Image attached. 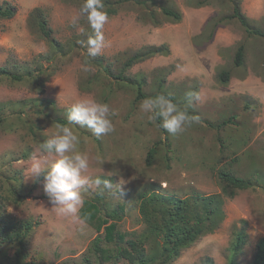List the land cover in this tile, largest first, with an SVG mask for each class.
<instances>
[{
    "label": "rangeland",
    "instance_id": "1",
    "mask_svg": "<svg viewBox=\"0 0 264 264\" xmlns=\"http://www.w3.org/2000/svg\"><path fill=\"white\" fill-rule=\"evenodd\" d=\"M117 1L102 0L106 46L91 57L80 43L92 34L81 0H0V7L15 9L11 18H0V228L9 220L31 224L25 264H252L264 238V39L248 36L236 19L224 20L243 0ZM254 1L261 6L256 11L264 10V0H244L250 7ZM204 5L210 16L197 27L193 12ZM163 8L180 18L163 15ZM40 20L50 40L38 32ZM248 25L264 32V15ZM210 35L215 43L209 47ZM151 47L168 55L133 64L124 70L131 81L118 85L123 64ZM222 71L233 78L226 85L218 79ZM139 82L145 98L165 93L198 119L168 133L158 126L162 117L149 121L142 101L132 103ZM189 92L200 100L190 102ZM85 98L109 105L113 132L97 139L87 127L69 124L67 109ZM61 126L72 129L75 150L89 158L83 175L112 185L86 186L81 194L97 205L96 220L109 224L119 217L113 241L95 221L81 224L57 214L43 176H29L38 146ZM165 132L164 145L157 140ZM151 148L155 158L146 165ZM179 154L195 155L197 166L187 167ZM47 159L45 170L53 161ZM220 173L246 188L220 180ZM185 235L191 238L183 243ZM129 241L139 250L134 262L118 256L130 249ZM15 249L0 230V264H13Z\"/></svg>",
    "mask_w": 264,
    "mask_h": 264
},
{
    "label": "clouds",
    "instance_id": "2",
    "mask_svg": "<svg viewBox=\"0 0 264 264\" xmlns=\"http://www.w3.org/2000/svg\"><path fill=\"white\" fill-rule=\"evenodd\" d=\"M102 7V0H84L80 8L81 14L86 17L92 29V34L87 36L86 41L80 43L87 48V54L91 57L99 55L106 46L102 29L108 17L100 10ZM82 70L88 72L89 67L85 64ZM186 98L190 102L200 100L199 94L194 92L187 93ZM139 107L142 112L149 114V121H156L158 117H162V122L158 126L172 135L178 134L197 120V117L190 116L186 110H182L164 95L145 98ZM109 115L108 104L91 98L81 99L67 109L69 124L87 127L97 139L115 130ZM76 143L77 137L72 129L61 126L57 133L38 146L40 155L31 157L28 172L29 176H43L44 192L57 214L71 216L84 224L85 218L79 216V210L84 204L82 190H86V186L98 187L101 183L106 188H111L112 185L108 180L101 181L99 178L92 180L90 176L83 175L89 169V158L75 150ZM49 157L53 158V161L48 170H45L44 165H49L47 159Z\"/></svg>",
    "mask_w": 264,
    "mask_h": 264
},
{
    "label": "trees",
    "instance_id": "3",
    "mask_svg": "<svg viewBox=\"0 0 264 264\" xmlns=\"http://www.w3.org/2000/svg\"><path fill=\"white\" fill-rule=\"evenodd\" d=\"M82 3L84 2V0H81ZM129 1L134 2L137 5H142V2H140L139 0H118L117 3L122 4V3H127ZM204 4V3H202ZM14 8L11 7H0V18H11L14 15ZM161 12L163 15L173 19V20H178L180 18V15L177 11L172 10V9H168V8H163L161 9ZM231 19H236L237 22L240 24V26L244 29L245 33L248 36H258L264 39V32H261L259 30L256 29H250L249 25H248V20L247 18L240 12L239 8L237 6L233 7V11L230 15H228L227 17L224 18V20H231ZM219 27V25H216L215 28ZM37 30L38 32L42 35L43 38L45 39H49L51 38V32L49 29H47L46 24L43 20L38 21L37 23ZM213 35H210L209 37V42L212 40ZM155 55H161V56H166L168 55V51L167 50H163L161 48H154L151 47V50L149 51L147 49V52H145L144 55H138V54H134L132 57H130V59H128L122 66V70H120V72L118 73L117 76H115V79H117L116 83L118 85H122L120 84V82H124L126 83L127 80H125L126 76H125V72L124 70L129 69L133 64L139 62V61H143L148 57H152ZM242 55H243V46L240 45L236 52H235V56H234V64L236 66H239L242 62ZM100 63L97 62L96 65ZM98 66V65H97ZM102 71L104 73H106V69H102ZM230 74L228 71H222L218 74V79L220 81V83L222 85H226L228 84L229 80H230ZM15 80H19L18 77H12ZM143 82H139L137 84V90H136V100H140L145 98V96L142 94L141 91V87H142ZM161 85V83H159L158 87ZM158 95H164L165 97L169 98L172 100V102L174 103V100L171 96L165 94V93H158ZM246 108V106H245ZM188 113V112H187ZM189 115H191L190 113H188ZM198 119V117H197ZM62 123V121H60ZM227 122H232V117H230L228 119ZM226 124V123H224ZM153 153H154V149L151 148L148 150L147 154H146V158H145V163L146 165H150L152 157H153ZM219 179L231 184L232 186L238 188V189H243L246 188V183L238 178L232 177L227 175L226 173H220L219 174ZM84 206L82 207V209L80 210V214L83 218H85L86 220L90 221V222H96V228L100 229L102 227L105 228V239L107 241H113L115 240V237L113 235L114 231H115V222L116 220L119 219V217L113 216L111 217L112 223L107 224L104 223L105 221H99L96 220V215H99V213L97 214L98 211V207L96 204H94L93 202H89V201H84ZM32 226L29 222H24V221H19V222H14L9 220L7 223L4 224V228H0V230L2 232H4L5 236H6V241H15L16 243V249L14 251V255H15V261L13 264H25L23 262V260L25 259V254H24V245H25V239L27 237V234L31 231ZM119 239H122V236L119 235V237H117ZM191 238L190 235H185L183 238V243L186 242L187 240H189ZM129 246L130 249H121L118 252V256H121L122 258H124L125 260L129 261V262H134L135 261V253H137L139 250L137 248V244L134 241H129ZM141 252H144L143 249L140 250ZM137 264H144L142 260H138ZM252 264H264V238H261L258 241L257 244V250L255 253V257L254 260L252 262Z\"/></svg>",
    "mask_w": 264,
    "mask_h": 264
},
{
    "label": "crops",
    "instance_id": "4",
    "mask_svg": "<svg viewBox=\"0 0 264 264\" xmlns=\"http://www.w3.org/2000/svg\"><path fill=\"white\" fill-rule=\"evenodd\" d=\"M244 2V0L241 2V4H240V10H241V13L247 18V20H250V21H257V20H259V18H261L263 15H264V10L263 9H261V10H255V8H260L261 6H260V2L258 1V2H253V6H249V5H247L245 2ZM209 10V8L207 7V6H201V7H197L196 9H194V12H193V14H195L194 16L196 17V19H195V22L197 23V27L202 23L201 22V20H202V18L203 17H205V18H207L208 16H210L209 15V12H211L210 10ZM197 14H198V16H197ZM186 38V37H185ZM188 39V38H187ZM212 43V44H211ZM215 43V41H214V37H213V39H212V41L211 42H209V44H208V46L210 47V46H212L213 44ZM198 49V48H197ZM197 55H201L200 54V51L199 50H197ZM159 58H161V57H159ZM163 58V57H162ZM131 69V67L129 68V70ZM125 80H127V82L128 81H131V79L129 78L130 77V75H126L125 74ZM231 79H233L232 77H230V80ZM241 81L243 82L244 81V78H242L241 79ZM123 83V84H122ZM120 84H122V86L125 84V86H127L126 85V83H124V82H120ZM125 89H126V87H125ZM133 100H134V102L136 103V102H139V101H142V99H140V100H136V94H135V96H134V99H132V103H133ZM130 111H131V108H130ZM132 112V111H131ZM125 115H127L128 116V114H125ZM150 126L152 125L151 123L149 124ZM152 129V128H151ZM135 131V130H134ZM136 133V131L134 132V133H131L130 134V136H129V139H128V144H130V137H132L134 134ZM184 137H188V135L187 136H184ZM166 140H167V135H166V132H165V134H164V137H163V139H160V140H157L158 142H163V144L165 145L166 144ZM126 148H127V146H126ZM169 150L167 151V152H170V150H173L172 148H168ZM169 154H171V153H169ZM178 157H180V159L182 160V162L185 164V165H187V167L189 166V167H196L197 166V157L195 156V155H188V154H186V157L184 158V155L183 156H181L180 154H179V156ZM154 158H155V156H154V153H153V157H152V160L154 161ZM183 159H184V161H183ZM103 176H108L109 174H107L106 172H104V173H101ZM114 174V173H113Z\"/></svg>",
    "mask_w": 264,
    "mask_h": 264
}]
</instances>
